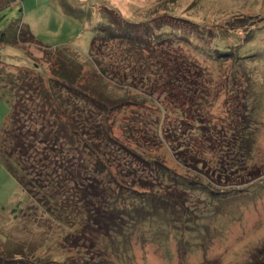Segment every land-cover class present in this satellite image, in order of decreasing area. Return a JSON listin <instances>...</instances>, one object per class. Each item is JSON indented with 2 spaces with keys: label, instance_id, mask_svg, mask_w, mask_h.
<instances>
[{
  "label": "trees",
  "instance_id": "trees-1",
  "mask_svg": "<svg viewBox=\"0 0 264 264\" xmlns=\"http://www.w3.org/2000/svg\"><path fill=\"white\" fill-rule=\"evenodd\" d=\"M13 3L14 0H0V12ZM243 21L238 22L242 23L239 26L231 27L230 31L243 27ZM151 24L143 23L139 30L129 29V36L115 34L109 29L101 30V35L94 38L91 47L96 45L102 46L103 51L108 49L107 56L101 60L94 56L93 63L90 62L97 74L96 79L92 77L90 82H84L81 63L70 57L51 66L52 76L46 78L41 74L35 75L29 87L34 90L37 102L34 107L35 118L41 125L21 126L17 116L12 122L15 129L12 128L1 139L0 153L5 167L28 195L30 206L24 213L20 211L30 222L25 227H43L39 240L51 235L56 243L43 252L32 250L27 241L10 246L0 245V264H132V244L144 243L146 235L150 241L155 240L159 224L178 228V221L184 218V213L180 217L176 215V210L178 204L183 202V195L178 190L173 194L167 188L160 192L164 191V195L168 196L150 195L153 184L148 182L147 177L144 178L142 170L133 168L132 163H128L131 170H122L125 169L122 166L119 169L118 160L115 162L112 158V149L129 151L114 135L112 128L117 120L112 115L125 110L132 101L139 100V104L148 110H151L150 106H155L153 112L156 111L160 116V130L156 134L163 139V145L169 149L173 162L186 173L191 167L198 169L197 164H202L205 169L208 167L204 161L186 152L183 144H177L182 134H187V130L180 131L183 126L203 128L204 131L212 127L209 133L216 134L219 146L224 142L225 156L228 158L233 157L230 154L232 146L244 147L246 152H250L260 124V118L253 110L259 107L254 99L258 93L247 81L246 89L241 85L238 88L237 81L242 76V79L246 78V64L249 59L256 58L258 53L252 50L250 54L243 55L242 50L247 45L239 46L240 41L233 48L220 46L214 32H206L200 27L197 31L201 38H195L193 34L192 37L187 33L156 32V29L151 30ZM244 35L247 37L246 43L253 42L257 36L250 29L245 30ZM1 41L6 42V39L1 38ZM172 42L198 48L199 53L210 63L217 61L223 66L233 60L234 69L229 75L231 82L226 85L227 97L230 98L227 106L232 107L225 113L226 122L223 126L215 128L207 115L211 107L209 99L219 95L221 86L217 88L212 85L206 79L207 72L193 62L181 58L168 62L164 58L165 51H161L162 59L159 58L160 49L172 45ZM153 43L160 45L156 49L157 45ZM112 44L122 45V52L107 48ZM151 57L157 58L154 64L151 63ZM110 64H117L124 72L131 70L132 78H138L135 74L137 65L143 66L149 77L154 75V81L163 88L164 104L161 102L160 106L150 95L141 94L137 97L127 88L114 86L112 80L121 77L122 72L120 69L112 72L114 69L109 68L112 67ZM121 92L124 94L121 95ZM237 100L242 101L240 107ZM234 108L240 109L239 116L235 118L232 117L236 111ZM18 111L25 113L28 109H18L16 115L20 114ZM124 119L119 127L125 130L122 135L126 137V142H153L136 114ZM13 132L18 137L15 143L11 140ZM201 140L206 141L205 138ZM151 162L160 169L156 176L161 177L162 184H165L166 177L177 184L182 180L181 186L188 183L177 179L173 170L161 159ZM227 164L221 162L218 168H214L213 173L218 175L216 182L211 181L207 170H190L192 173H201L202 182L208 184L209 188L205 191L212 199L220 197L215 195L218 190L215 184L222 183L221 177L225 179V184L232 183L234 176L242 178L244 171L238 170L235 160L233 164L229 163V168ZM232 167L235 170H230ZM247 176L254 178L255 174L246 173ZM125 178L129 179L125 181ZM248 190L246 188L238 192L237 196L246 194ZM227 194L235 195L236 192ZM54 229L58 231H52ZM53 253L58 256L53 257Z\"/></svg>",
  "mask_w": 264,
  "mask_h": 264
},
{
  "label": "rangeland",
  "instance_id": "rangeland-1",
  "mask_svg": "<svg viewBox=\"0 0 264 264\" xmlns=\"http://www.w3.org/2000/svg\"><path fill=\"white\" fill-rule=\"evenodd\" d=\"M241 20H244V26L237 31H230L234 25L242 24L238 23ZM143 23H152L151 30L156 29V32L187 33L188 36L193 34L195 38H201L197 31L200 27L206 32H214L220 46L233 48L240 41L239 46L247 45L242 50L243 55L250 54L252 50L257 52L256 58L249 59L246 64L244 71L248 78L242 79V76L237 82L238 88L240 85L245 88L246 81L249 82L258 93L254 99L259 107L253 110L260 118V124L250 152H246L244 147L232 146L230 154L233 157L230 159L225 156L224 142L219 146L216 134L209 133L212 127L206 131L198 127H181L180 131L187 130V134L183 133L177 144H183L186 152L205 162L208 168H203L202 164H197V168L207 170L212 182H216L218 176L213 170L221 162H228L226 167L229 168V163L233 164L235 160L238 170L244 171L242 178L234 176L232 183L225 184V179L221 177L222 185L215 184L218 187L215 195L220 197L212 199L205 191L209 188L208 184L202 182L201 173L190 172L198 169L191 167L186 173L173 162L169 149L163 145V139L156 134L160 130V116L156 111L153 112L155 106L149 105L151 111L135 100L120 113H113L112 117L117 120L112 128L114 135L129 150L112 149V158L115 162L118 160V168L122 166L125 168L122 170H131L128 163H132L133 168L142 170L144 178L147 177L148 182L153 184L150 195H164V191L160 192L164 188L173 194L178 190L183 195V202L178 204L176 210V215L180 217L184 213V218L178 221V228L159 224L155 240L150 241L146 235L144 243L132 244V264H264V0H14L9 8L0 12V143L2 137L14 128L12 122L17 116L21 126L41 125L35 118L34 107L37 102L34 90L29 87L35 75L41 74L46 78L52 76L51 66L70 57L81 63L84 82H90L92 77H97L91 66L94 56L98 60L107 56L108 49L103 51L102 46L91 47L94 38L101 35V30L109 29L115 34L129 36V29L139 30ZM247 29L257 35L253 42H245L247 37H244V33ZM1 38H5L6 42H2ZM154 45H157V49L160 44ZM107 48L118 53L123 50L120 44L108 45ZM198 50L172 42V45L160 49L158 56L162 59L161 51H165L164 58L168 62L174 58L193 62L207 72L206 79L212 85L217 88L221 86L219 95L209 99L211 107L207 110L211 124L216 128L224 125L225 113L232 107L227 106L230 98L227 97L226 85L231 82L229 75L234 69L233 60L223 66L217 61L210 63ZM151 58L154 64L157 58ZM110 65L112 67L109 68L114 69L112 72H118L119 69L122 72L121 77L112 80L114 86L127 88L137 97L141 94L150 95L159 105L161 102L164 104L163 88L154 81V75L149 77L143 66L137 65L135 74L138 78H132L131 70L124 72L117 64ZM237 102L240 107L242 101ZM24 107L28 111H18L20 114L16 115L17 110ZM234 110L233 118L240 114L239 108ZM131 114L141 119L142 128L149 132L152 143L126 142V137L122 135L125 130L119 124ZM163 123L170 125L168 122ZM14 132L11 137L13 142L18 138ZM203 133L205 137H202ZM201 137L207 142H203ZM2 158L0 153V245L10 246L27 241L32 250L43 252L52 248L56 239L51 235L39 240L43 227H25L30 222L20 211L24 213L28 209L29 198L5 167ZM156 159H161L173 170L177 179L188 183L181 186L182 180L177 184L166 177L165 184H162L161 177L156 176L160 169L151 162ZM230 170L235 169L232 167ZM246 173L255 174V179L246 177ZM128 179L125 178V181ZM246 188H249L246 194L237 196L238 192ZM227 191L236 194H227ZM57 256V253H53V257Z\"/></svg>",
  "mask_w": 264,
  "mask_h": 264
}]
</instances>
